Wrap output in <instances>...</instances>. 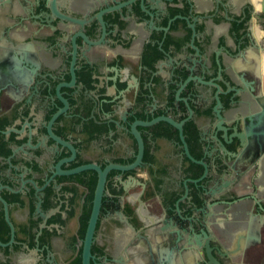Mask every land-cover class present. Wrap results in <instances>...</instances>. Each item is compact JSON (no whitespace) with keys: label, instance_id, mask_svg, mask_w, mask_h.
Masks as SVG:
<instances>
[{"label":"flooded vegetation","instance_id":"obj_1","mask_svg":"<svg viewBox=\"0 0 264 264\" xmlns=\"http://www.w3.org/2000/svg\"><path fill=\"white\" fill-rule=\"evenodd\" d=\"M0 264H264V0H0Z\"/></svg>","mask_w":264,"mask_h":264},{"label":"water","instance_id":"obj_2","mask_svg":"<svg viewBox=\"0 0 264 264\" xmlns=\"http://www.w3.org/2000/svg\"><path fill=\"white\" fill-rule=\"evenodd\" d=\"M101 185H102V180H100V183H99V188H98V195L100 193V190H101ZM97 199L95 200V205H94V213L92 214V217H91V222H90V232L92 230V227L94 225V219H95V216H96V211H97V208H98V204H99V199H98V196L96 197ZM90 233H88V240L90 239Z\"/></svg>","mask_w":264,"mask_h":264}]
</instances>
